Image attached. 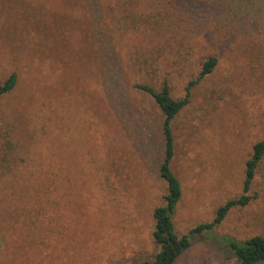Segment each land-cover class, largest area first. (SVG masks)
<instances>
[{"label":"rangeland","instance_id":"1","mask_svg":"<svg viewBox=\"0 0 264 264\" xmlns=\"http://www.w3.org/2000/svg\"><path fill=\"white\" fill-rule=\"evenodd\" d=\"M201 1L200 17L169 39L122 38L114 50L123 72L109 91L101 49L81 35L89 34L86 21L72 31L78 23L57 0L0 2L22 10L0 11V81L19 75L0 106V264L153 259V213L168 194L164 116L133 85L167 82L183 98L211 56L220 65L173 121L172 166L184 189L176 232L212 223L244 194L252 200L192 235L176 264H241L223 239L264 236V162L244 191L247 161L264 139V0H227L223 8Z\"/></svg>","mask_w":264,"mask_h":264},{"label":"trees","instance_id":"2","mask_svg":"<svg viewBox=\"0 0 264 264\" xmlns=\"http://www.w3.org/2000/svg\"><path fill=\"white\" fill-rule=\"evenodd\" d=\"M38 2L39 0H35ZM63 3V7L71 17L70 24L74 26L77 21V28H70L81 33L80 26L86 21L89 34L81 33L86 39L90 36L100 47L102 56L100 65L102 72L106 76L103 80V88L109 91V82L114 79V74L122 73L119 52L114 49L122 38H129L132 35L153 34L160 37H171L172 33L180 29L190 28L197 17H200L201 10L197 1L201 0H57ZM227 0H208L211 4L223 8L222 2ZM5 2V0L0 1ZM202 2V1H201ZM130 4V7L128 6ZM131 8V9H130ZM0 11H10L13 15L21 12V8L11 6L10 9ZM65 12V13H66ZM0 15H2L0 13ZM68 19V18H67ZM83 29L86 30L85 24ZM101 55V54H100ZM219 56H211L203 65L200 77L196 81H191L186 89L183 98L173 96L171 87L166 82L161 89H155L146 84L133 85L135 90L150 95L163 112V135L165 140V155L161 164V176L168 185V194L165 203L154 210L155 243L159 246V251L153 259L146 260L141 264H176L179 258L191 247V236L202 235L207 230H212L221 224L232 209L238 206H247L252 197L242 195L238 199L229 201L220 208L217 218L209 224H204L191 230L189 234L180 235L176 232L174 224V214L178 203L183 196V184L181 179L173 170V160L176 154L175 135L173 131V121L176 116L186 108L191 102L192 89L195 85L208 75L212 74L216 67L220 65ZM107 82V83H106ZM108 84V85H107ZM19 85V75L13 73L4 81H0V106L1 101L14 94ZM109 86V87H108ZM27 159L29 153L21 151ZM26 159V160H27ZM264 162V139L254 144L253 154L246 164V178L244 191L248 193L256 174ZM233 255L241 264H264V236L256 235L244 241L227 237L223 239Z\"/></svg>","mask_w":264,"mask_h":264}]
</instances>
